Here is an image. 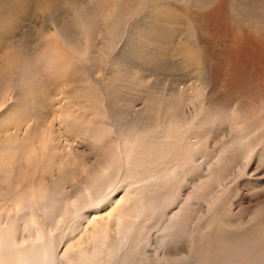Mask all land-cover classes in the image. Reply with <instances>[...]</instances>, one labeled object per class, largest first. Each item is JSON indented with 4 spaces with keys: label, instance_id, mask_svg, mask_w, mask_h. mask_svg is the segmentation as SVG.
<instances>
[{
    "label": "rangeland",
    "instance_id": "374dc122",
    "mask_svg": "<svg viewBox=\"0 0 264 264\" xmlns=\"http://www.w3.org/2000/svg\"><path fill=\"white\" fill-rule=\"evenodd\" d=\"M30 4L35 5L27 19L12 17L20 24L18 34L0 39V208L21 204L7 220L0 213L10 252L23 235L28 202L48 205L55 220L69 202L83 199L85 188L101 201L98 215H125L116 251L135 259L133 264H152L161 228L186 201L191 205L178 220L185 233H174L170 249L185 252L193 223L197 231L208 225L198 221V211L218 182L227 185L219 209L205 216L217 234L228 220L245 219L246 207L263 202L255 186L264 188V0ZM56 4L80 9L60 17L73 26L71 33L46 20L42 7ZM26 33L32 37L28 51L21 46ZM25 52L29 58L23 62ZM107 166L116 167L111 180ZM136 177L145 180L136 184ZM199 181L203 186L188 197ZM242 188L256 195L245 197ZM152 202L164 203L160 212L140 215ZM82 211L85 226L92 215ZM105 227L113 228V221ZM129 227H137L143 244L134 256L127 253L134 242ZM111 236L107 246L114 243ZM63 240L54 241L55 253H63ZM252 242L264 247L262 239Z\"/></svg>",
    "mask_w": 264,
    "mask_h": 264
},
{
    "label": "bare ground",
    "instance_id": "6f19581e",
    "mask_svg": "<svg viewBox=\"0 0 264 264\" xmlns=\"http://www.w3.org/2000/svg\"><path fill=\"white\" fill-rule=\"evenodd\" d=\"M30 1L31 0H0V39L1 40L2 38L11 39L18 34L19 32L18 29L20 27V24L16 20L15 22L12 21V17L15 16V17H21L27 19V17L31 15V11L29 10L30 7L33 8V6L35 5V4L34 5L30 4ZM202 1L205 3H209L211 0H202ZM245 4L250 6V3H245ZM37 10L40 11L41 9L37 8ZM42 10L47 11L46 12L47 15H45L46 20H49L53 24L55 23L57 31H59L60 29V32H63L65 34H68L66 30H68V32L71 33L73 31L72 30L73 26H71V24L68 22L60 23V17L63 15V13L78 14L80 11V9L76 7L64 8L62 6H57V4L51 7L49 6L42 7ZM158 11L159 10H157V12ZM8 21L9 22L11 21L10 25L9 23H7ZM150 26L153 29L158 27L157 20L152 21L150 23ZM161 30L162 29H160V31ZM26 34L24 35V41H26V43L22 44L21 46L23 47V49L25 50L27 49L28 51L30 44L28 43V41L30 42L31 41L30 39L32 37L29 36L31 34H27V35ZM56 35H58V32L56 33ZM156 35L160 37L161 33L157 32ZM22 50L21 52L25 51ZM21 54L23 55L24 53ZM25 54L22 57L23 62L24 60L26 59L28 60L29 58L28 56L29 53L26 54L27 56H25ZM249 157H250V151L248 156H244V159L248 160ZM244 164L245 163L239 166V168H243ZM114 168L116 169V167ZM115 169H112L111 166H107L105 168L104 171L108 173V177H107L108 180L111 178L113 171ZM72 178L73 177L69 178L71 179V181L70 180L69 181L73 185L74 181H72L73 180ZM74 178H75L74 180L76 181L75 176ZM144 180L145 177H139L137 178L136 184L142 183L144 182ZM112 183H110V185ZM201 185H202L201 181H199L198 185L196 183L193 186L194 187L193 190L189 191L188 197H191L192 193L195 192V189L199 188ZM216 187H214L212 193L209 192L210 194H208L203 201L204 207L200 208L198 211L199 214H201L200 217L198 218V221L204 220V223L205 222L206 224L208 223V225L205 227L206 229L205 230L202 229L203 231H197V227H196L197 221L194 222L193 228L191 226V231H190L191 236L187 238L188 241H186V244L184 245L186 246V251L180 253V255H177L170 250L171 245H173L174 243L176 244L177 235L174 233L178 230L181 231L182 233H185V231L182 230V227L179 226V222H178L180 210L182 208H185L187 206L189 207L191 205L189 202L185 201L183 205H181L178 211H175L173 213L171 212V215L169 216L166 224L163 226V228H161L162 230L160 232V235L158 234L159 237L157 240L158 247L155 248L160 252L159 254H157L158 253L157 252L156 253L157 255L153 257L155 259L151 261L152 264H241L239 262L240 259H243L244 264H255L256 261L258 262V264H264V247L261 248L259 246L252 244L254 238L260 240L262 239L264 241V200L263 202L262 201L255 202L253 206L251 205L248 207L245 206L247 210H249L246 212V218L244 217L245 219L242 220L239 219L235 221V223L234 222L230 223V221L228 220L227 222H225V225H223V227L221 228V231H219L220 234H217L216 233L217 231L215 229H214L215 231H213V229L212 231L210 230V224H211L210 218L205 219V216L207 214H209V217H211L210 215L216 214L214 212H216L217 209H219L217 207L218 201L223 196L227 185L226 183L218 182ZM80 188L82 190V187ZM257 188L255 186L256 191L260 189L261 196H264V188L263 189H261V187L258 189ZM105 189H107V187H105ZM252 189L242 188L243 192L241 191V189L240 191L243 193L242 195L245 197L247 196V194H249L250 196L251 195L255 196L256 192L254 191V189L252 191ZM82 192H83L82 193L83 199H81L80 201H78V199H74L71 202H69L68 205L65 207L64 212H61L58 216H56L55 220H52V211L48 209V205H44L43 208H39L36 205V202L34 201L28 202L27 205L25 204L26 206H24L23 204L24 206L23 209H26L25 225L22 226L23 228L21 231L23 235L21 238H19V240L17 239L11 245L10 249H12V252L8 250V245H9L8 240L5 238L4 235L5 233L3 234L2 230L0 229V264H133L135 259L132 262L129 259H127V257H123L124 255L120 258L118 257V251H116V247L120 244V240L122 241V236L124 235V234L121 235V232L119 231L121 225L123 224L122 221L123 219L121 218V216L125 218L123 212L121 210H117L116 211L117 214H109L108 219L106 216L102 217L101 215H98V212L96 210L97 205L101 201H96L98 199L94 198L93 189L85 188ZM101 196H102V200H104V198L108 196V194L106 195L105 191L103 190ZM159 200L161 201V199ZM80 202L81 204H79ZM223 202L225 203V200ZM163 204L159 202H152L150 204H146L145 206L142 205L145 208L141 210L140 215L145 213L148 216H152L156 211L160 212ZM20 205L19 202L14 201L10 206H7V208L6 206L0 208V213H3L6 216V220H7V217H9L10 214L16 213L21 209ZM41 206H43V204ZM133 206H135V204H133L130 207ZM222 207L226 209V205L225 206L223 205ZM82 209L85 210L86 214L90 213L92 215V218L89 223L90 226L89 224L83 226L82 222L79 221L80 219H82V216L85 214L84 211L81 212ZM128 212L126 211V215H129ZM217 215L219 216V212ZM217 215H215V217ZM142 217L143 216H141V218ZM110 220L113 221L114 227L113 228L109 227L110 230L109 231L106 229L105 225H108L110 223ZM103 222L105 223V225L103 224ZM68 226H71V228L74 226L73 231L75 232H71L70 230L71 234L70 233L68 234L69 232V230H67ZM226 226H229L232 229H227ZM213 227L214 226H212V228ZM128 230H129L128 232L131 231L134 233L133 235H130L134 237V242L133 243H131V241L129 242L130 244H132L131 245L132 248L130 249L132 251H129L127 253L129 254V256L131 255L134 256L136 252L133 251H137L138 247L142 246L143 244H142V240H139L137 238V235H135L137 233L135 231L137 230V227L135 229L134 227H129ZM110 232L112 235H114L115 233L116 235L112 237ZM259 232H263V234H260ZM257 235H261V237L259 238ZM109 236H111L110 241H114V243L110 242V245L107 246L108 244L106 245V240H108ZM63 238L64 240L63 242H61L63 243L62 245L65 248L63 253L62 254L55 253L51 249L53 247L54 241L55 240L61 241ZM127 239L129 241V238ZM13 248L15 250H13ZM151 256L152 255L148 253L147 257H151Z\"/></svg>",
    "mask_w": 264,
    "mask_h": 264
}]
</instances>
